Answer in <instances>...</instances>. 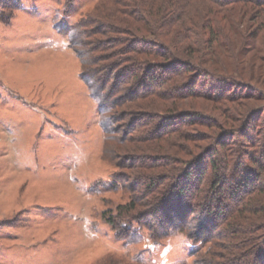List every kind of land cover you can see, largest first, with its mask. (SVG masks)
<instances>
[{
    "label": "trees",
    "instance_id": "16d2710c",
    "mask_svg": "<svg viewBox=\"0 0 264 264\" xmlns=\"http://www.w3.org/2000/svg\"><path fill=\"white\" fill-rule=\"evenodd\" d=\"M75 19L56 28L98 107L105 186L127 195L103 215L114 235L181 234L194 264H264V60L244 53L264 0H96Z\"/></svg>",
    "mask_w": 264,
    "mask_h": 264
},
{
    "label": "rangeland",
    "instance_id": "374dc122",
    "mask_svg": "<svg viewBox=\"0 0 264 264\" xmlns=\"http://www.w3.org/2000/svg\"><path fill=\"white\" fill-rule=\"evenodd\" d=\"M17 2L0 20V264H194L200 244L184 235L129 244L103 218L127 195L105 186L116 169L98 107L56 28L96 0H78L70 16L63 0ZM263 40L247 58L264 60Z\"/></svg>",
    "mask_w": 264,
    "mask_h": 264
}]
</instances>
